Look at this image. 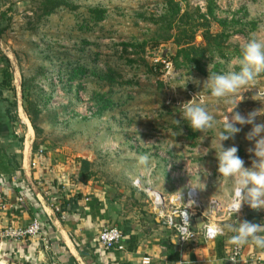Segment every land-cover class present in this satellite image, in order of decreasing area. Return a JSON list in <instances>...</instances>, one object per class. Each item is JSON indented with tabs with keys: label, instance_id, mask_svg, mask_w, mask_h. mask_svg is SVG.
Listing matches in <instances>:
<instances>
[{
	"label": "rangeland",
	"instance_id": "rangeland-1",
	"mask_svg": "<svg viewBox=\"0 0 264 264\" xmlns=\"http://www.w3.org/2000/svg\"><path fill=\"white\" fill-rule=\"evenodd\" d=\"M42 1L0 0V60L13 95L8 109L21 128V121L29 119L36 149L47 142L81 155L87 163L85 179L120 180L139 168L137 187L145 190L151 184L159 191L155 173L170 185L173 156L179 164L173 180L181 190L196 187L203 206L223 201L210 180L204 182L212 171L210 157L217 161L210 150L212 133L194 132L175 119H180L179 106L203 90L210 72L238 70L240 48L250 33L264 40V0H64L65 8L50 16L43 14ZM171 2L180 6L175 18ZM91 8L106 11L99 25L87 18ZM82 17L86 28L79 25ZM180 29L194 31V40L186 42ZM177 38L185 41L182 47L199 48L193 60H175ZM163 61L172 63L170 71ZM190 75L200 84L188 83ZM257 87L261 94L256 98L264 99V76ZM256 92L242 93L236 109L242 115L264 107L252 99ZM208 103L222 121L229 106ZM250 130L244 126L234 140L224 142L238 147L245 165L251 164L247 149L253 144L245 138ZM173 141L178 143L174 149Z\"/></svg>",
	"mask_w": 264,
	"mask_h": 264
},
{
	"label": "crops",
	"instance_id": "crops-1",
	"mask_svg": "<svg viewBox=\"0 0 264 264\" xmlns=\"http://www.w3.org/2000/svg\"><path fill=\"white\" fill-rule=\"evenodd\" d=\"M2 65L0 60V189L9 206L0 209V226L27 225L34 218L40 219L44 226L36 237L0 240V264H144V257L151 258L149 264H230L235 247L230 237L234 233L226 226L233 223V215L221 221L225 232L216 239L206 240L200 234L190 243L178 240L174 244L171 240L177 235L163 223L145 190L134 183L139 168L120 180L101 175L85 179L87 163L80 159L81 155H71L68 149L43 142L40 149L45 151L38 157V151L34 150L36 135L34 130L33 134L30 132L29 119L28 123L21 121L24 124L21 128L13 112L12 116L7 112L8 99L13 95ZM176 144L173 141L171 147L174 149ZM213 158L209 159L211 174L208 180L205 174L204 182L210 180L217 188L214 195L227 204L230 202L227 184L219 187L218 161ZM172 160L170 177L174 179L177 177L174 168L179 164L173 156ZM164 179L155 173L156 184L167 203L173 196L186 192L177 181L172 179L168 185ZM57 204L59 212L55 209ZM204 209L209 211L210 205ZM235 218L264 224V210L244 205ZM107 226L121 228L124 249L107 251L102 247L98 235ZM196 227L199 228L197 223ZM242 247L240 260L264 264V250L252 244ZM258 257L261 260L257 261Z\"/></svg>",
	"mask_w": 264,
	"mask_h": 264
},
{
	"label": "clouds",
	"instance_id": "clouds-1",
	"mask_svg": "<svg viewBox=\"0 0 264 264\" xmlns=\"http://www.w3.org/2000/svg\"><path fill=\"white\" fill-rule=\"evenodd\" d=\"M261 76H264V40L250 33L247 42L240 48L238 70L210 72L208 79L203 82V90L179 106L180 119H175V122L180 124L186 121L194 132L202 135L212 133L208 137H211L210 150H215L218 161L219 187L227 184L226 195L234 217L233 223L226 226L228 231L234 233L230 237L231 243L237 248L252 244L264 250V224L235 218L244 205L253 210H264V122H256L258 118H264V107L247 116L236 110L244 99L242 93L252 89H257L252 99L264 104V99L256 98L261 94L257 87ZM190 81L200 84L191 75L188 83ZM209 100L229 106L222 121H218L210 111ZM249 125L251 130L245 138L253 146L247 149L251 167H245V161L238 155V147H225L224 142L234 140L244 126ZM179 231L183 233L184 229L181 227ZM214 231L223 235L225 227H216ZM180 238L183 237L177 236L171 241L175 244Z\"/></svg>",
	"mask_w": 264,
	"mask_h": 264
},
{
	"label": "built area",
	"instance_id": "built-area-1",
	"mask_svg": "<svg viewBox=\"0 0 264 264\" xmlns=\"http://www.w3.org/2000/svg\"><path fill=\"white\" fill-rule=\"evenodd\" d=\"M164 70L170 71L172 63L163 61ZM58 83V82H57ZM59 95L63 93L58 92ZM55 99L59 98H54ZM55 106L59 105L58 100L54 101ZM44 153L43 149H39L37 156L40 157ZM189 159L187 160L188 164ZM189 165V164H188ZM33 166H36V162H33ZM135 185L139 186L140 179L134 181ZM146 194L151 199L152 206L158 210L163 223L169 226L177 236H182L179 240L182 243H190L200 234L206 240H213L221 236L214 231V228L221 227V221L226 216H232L231 203L223 204L217 200H212L210 203V210L205 211L201 200L200 191L196 187H189V189L183 195H175L169 203L165 200L161 191L155 189L148 184L145 189ZM184 196V200L183 197ZM20 202H23V197L19 198ZM9 206V202L5 193L0 189V209H6ZM57 212L60 211V206L55 205ZM243 210L241 208L240 212ZM221 215L220 221L215 219ZM197 217H202L205 221V225L202 229L196 227ZM214 219H213V218ZM44 224L40 219L34 218L29 224H9L6 226H0V240L17 241L36 237L41 234ZM184 229V232L179 231L180 228ZM98 240L102 247L107 251L122 250L125 247L124 235L121 228L117 226H107L102 229L98 235ZM243 247H234L232 256L230 258V264H251L249 261L240 260ZM257 261L261 260V257L256 258ZM151 262L150 257H144L143 263L149 264Z\"/></svg>",
	"mask_w": 264,
	"mask_h": 264
},
{
	"label": "trees",
	"instance_id": "trees-1",
	"mask_svg": "<svg viewBox=\"0 0 264 264\" xmlns=\"http://www.w3.org/2000/svg\"><path fill=\"white\" fill-rule=\"evenodd\" d=\"M67 1H64V0H43L41 2V5H42V11H43V14L45 16H50L54 13H56L59 9L61 8H65L64 6L67 5ZM171 5L173 7V16L174 18L177 17L178 15H180V6H179V3H176L174 4L173 2H171ZM210 12H212V7L210 5ZM89 16L87 17L88 20H93V22L91 23L92 26H95V25H99L102 21H104L105 19V13L106 11L104 9H101V8H91L89 10ZM187 13H185L184 15L181 16L182 19H184L186 17ZM80 27L81 28H86L87 26V22H85V19H83L82 17V21L80 22ZM180 32L186 36L188 39L186 42H192L195 38V33L194 31H192L191 34H188L187 30L186 29H180ZM206 37L207 39H212L214 36L210 33V26H209V22L207 21L206 23ZM185 42V41H182L180 39L177 38V43L179 45V50L177 51V56L175 58L176 61H178L179 58L183 57L187 60H193L192 58V55L194 53V51L196 50H199V48H196V47H182V43ZM210 43V41H209ZM8 114L10 116H12L11 114V110L9 109L8 111ZM30 119H31V122L33 123V127L35 129V131H37V127L35 125V121L34 119L32 118V116L30 115ZM36 144H34V150L36 149ZM40 148H38V150L36 149L35 151H39ZM45 151V150H44Z\"/></svg>",
	"mask_w": 264,
	"mask_h": 264
},
{
	"label": "water",
	"instance_id": "water-1",
	"mask_svg": "<svg viewBox=\"0 0 264 264\" xmlns=\"http://www.w3.org/2000/svg\"><path fill=\"white\" fill-rule=\"evenodd\" d=\"M5 46H6V45H5ZM196 222H197V224H198L199 229H202V228L204 227V225H205V221L203 220L202 217H198V218L196 219Z\"/></svg>",
	"mask_w": 264,
	"mask_h": 264
},
{
	"label": "bare ground",
	"instance_id": "bare-ground-1",
	"mask_svg": "<svg viewBox=\"0 0 264 264\" xmlns=\"http://www.w3.org/2000/svg\"><path fill=\"white\" fill-rule=\"evenodd\" d=\"M30 132H31V134L33 133V129H32V127H30ZM180 195V194H179Z\"/></svg>",
	"mask_w": 264,
	"mask_h": 264
}]
</instances>
